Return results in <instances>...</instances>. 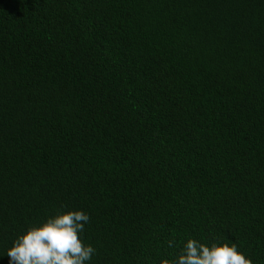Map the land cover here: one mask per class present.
Masks as SVG:
<instances>
[{"label": "trees", "instance_id": "obj_1", "mask_svg": "<svg viewBox=\"0 0 264 264\" xmlns=\"http://www.w3.org/2000/svg\"><path fill=\"white\" fill-rule=\"evenodd\" d=\"M68 210L89 264H264V0H0V264Z\"/></svg>", "mask_w": 264, "mask_h": 264}, {"label": "clouds", "instance_id": "obj_2", "mask_svg": "<svg viewBox=\"0 0 264 264\" xmlns=\"http://www.w3.org/2000/svg\"><path fill=\"white\" fill-rule=\"evenodd\" d=\"M90 220L83 210L48 216L18 234L5 254L8 264H89L96 249L79 238ZM172 246V242H169ZM4 254V255H5ZM164 264H253L235 243L184 241L180 254Z\"/></svg>", "mask_w": 264, "mask_h": 264}]
</instances>
